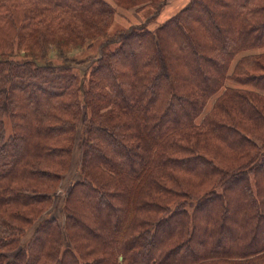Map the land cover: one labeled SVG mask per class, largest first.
Here are the masks:
<instances>
[{
  "label": "trees",
  "instance_id": "trees-1",
  "mask_svg": "<svg viewBox=\"0 0 264 264\" xmlns=\"http://www.w3.org/2000/svg\"><path fill=\"white\" fill-rule=\"evenodd\" d=\"M165 4L0 0V264H264V0Z\"/></svg>",
  "mask_w": 264,
  "mask_h": 264
},
{
  "label": "rangeland",
  "instance_id": "rangeland-1",
  "mask_svg": "<svg viewBox=\"0 0 264 264\" xmlns=\"http://www.w3.org/2000/svg\"><path fill=\"white\" fill-rule=\"evenodd\" d=\"M185 2L186 0H166V4L163 7H161V9L158 8L157 10H154L151 7H145L142 9L140 8L141 6L139 5H137L136 7L130 8L128 10H123V9L115 7L116 13L114 16V21H113V25L111 28V32L117 29H120V28L128 29V28H133V27H138V26H145L146 28L151 30L155 28L158 23L163 22L168 17L173 15L175 12H177L183 6ZM98 52L99 51H97V49L95 48L89 50V52L84 51L83 53H79V51L75 50L69 54V58H73L74 56H76L74 58H81L83 55H88L90 56L89 59H91V58H94L98 54ZM60 61L61 60L56 57V53L54 51L50 53L49 63L51 65H56L57 63H60ZM220 154L225 156L224 153H220ZM76 159L77 157L75 156V158L73 159V164H72V168L70 172L64 177V180L60 186V189L57 191L55 195L56 197H55V203H54V206H55L54 212L57 215H59L61 211L64 198L66 197L67 192H68L69 184L71 180L76 177L75 175ZM225 159L226 157H220V161H224ZM238 184H240L239 180L235 182V187H237ZM263 227H264L263 225H260V228H263ZM227 238L232 240L236 237L232 233H229L228 235H223L222 236L223 241L220 240L221 244L224 243L225 239ZM186 254L188 255L189 253L187 252Z\"/></svg>",
  "mask_w": 264,
  "mask_h": 264
},
{
  "label": "water",
  "instance_id": "water-1",
  "mask_svg": "<svg viewBox=\"0 0 264 264\" xmlns=\"http://www.w3.org/2000/svg\"><path fill=\"white\" fill-rule=\"evenodd\" d=\"M121 259V258H120Z\"/></svg>",
  "mask_w": 264,
  "mask_h": 264
}]
</instances>
